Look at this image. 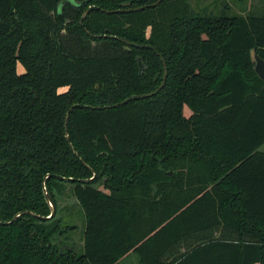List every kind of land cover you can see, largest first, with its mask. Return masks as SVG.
Returning <instances> with one entry per match:
<instances>
[{
  "label": "trees",
  "instance_id": "obj_1",
  "mask_svg": "<svg viewBox=\"0 0 264 264\" xmlns=\"http://www.w3.org/2000/svg\"><path fill=\"white\" fill-rule=\"evenodd\" d=\"M155 1L0 0V264H264V14Z\"/></svg>",
  "mask_w": 264,
  "mask_h": 264
},
{
  "label": "rangeland",
  "instance_id": "obj_2",
  "mask_svg": "<svg viewBox=\"0 0 264 264\" xmlns=\"http://www.w3.org/2000/svg\"><path fill=\"white\" fill-rule=\"evenodd\" d=\"M194 1V0H192ZM210 0H200L199 6L200 9L203 10H213V11H220L221 6L218 4L217 8L215 9H209V7L205 8V5L209 3ZM229 2V7H227V12L232 13L235 11H239L243 14H247V11L249 13H254V14H264V0H227ZM199 9V8H198ZM18 69H20V66L17 64ZM183 111L185 114H188L189 108L187 105H184ZM264 147V145H263ZM77 227L72 231V236L74 240L79 239V228H80V222L76 220ZM78 250V249H77Z\"/></svg>",
  "mask_w": 264,
  "mask_h": 264
},
{
  "label": "water",
  "instance_id": "obj_3",
  "mask_svg": "<svg viewBox=\"0 0 264 264\" xmlns=\"http://www.w3.org/2000/svg\"><path fill=\"white\" fill-rule=\"evenodd\" d=\"M161 0H156L155 2H153L152 4H158ZM144 5H140V6H133V7H127V8H119V9H116V10H129V9H139V8H142ZM147 6V5H146ZM93 8H97V5H89L88 8L84 9L79 17V22H81V19H82V16L84 13H86L89 9H93ZM131 44H134V45H137L139 46L140 43H135V42H130ZM145 45H149V44H145ZM253 58L255 60V64H254V70L255 72L262 78L264 79V59L259 56L258 54L254 53L253 54ZM165 80V77L163 78V81ZM134 98V97H137V94H133L129 97H127L126 99L124 100H127L129 98ZM76 104V103H74ZM74 104L70 105L73 106ZM47 200V199H46ZM48 202V205L51 209V204L50 202L47 200Z\"/></svg>",
  "mask_w": 264,
  "mask_h": 264
},
{
  "label": "crops",
  "instance_id": "obj_4",
  "mask_svg": "<svg viewBox=\"0 0 264 264\" xmlns=\"http://www.w3.org/2000/svg\"><path fill=\"white\" fill-rule=\"evenodd\" d=\"M218 231H215V234H217ZM190 239H187L186 242L182 241V245H181V250H184V246L188 245ZM155 252L151 251V253L149 254L151 257H154ZM161 259L163 260H170L171 256H169L168 254H164L163 256H161ZM152 260H154V258H152ZM116 264H141L138 255L134 252V251H129L127 252V254H125L123 257H121ZM189 264V263H188ZM190 264H194V263H190Z\"/></svg>",
  "mask_w": 264,
  "mask_h": 264
}]
</instances>
